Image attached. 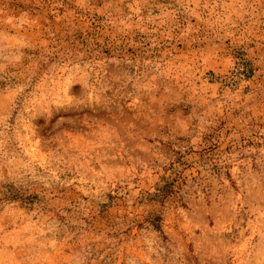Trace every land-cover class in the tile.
<instances>
[{"label":"rangeland","instance_id":"374dc122","mask_svg":"<svg viewBox=\"0 0 264 264\" xmlns=\"http://www.w3.org/2000/svg\"><path fill=\"white\" fill-rule=\"evenodd\" d=\"M0 264H264V0H0Z\"/></svg>","mask_w":264,"mask_h":264},{"label":"trees","instance_id":"16d2710c","mask_svg":"<svg viewBox=\"0 0 264 264\" xmlns=\"http://www.w3.org/2000/svg\"><path fill=\"white\" fill-rule=\"evenodd\" d=\"M159 196H161V198H165V196L163 194H159ZM152 225L154 228H158L157 223H153Z\"/></svg>","mask_w":264,"mask_h":264}]
</instances>
